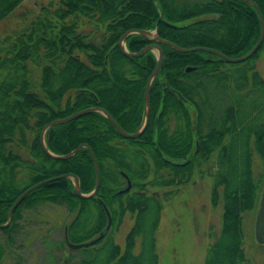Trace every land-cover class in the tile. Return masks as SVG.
I'll use <instances>...</instances> for the list:
<instances>
[{
    "label": "trees",
    "instance_id": "1",
    "mask_svg": "<svg viewBox=\"0 0 264 264\" xmlns=\"http://www.w3.org/2000/svg\"><path fill=\"white\" fill-rule=\"evenodd\" d=\"M251 1L264 22V0ZM21 2L0 0V21ZM57 2L53 10L41 7V14L12 29L0 46V223L16 197L41 180L74 175L81 193L93 188L94 169L86 148L63 160L43 153L39 133L47 122L96 107L127 133L142 125L143 89L156 53L124 56L117 41L125 31L156 30L158 38L179 47H207L229 57L246 54L260 33L255 9L242 0ZM81 20L92 23L91 33L77 30ZM151 42L134 33L123 43L135 52ZM158 46L162 65L149 86L148 121L139 136L121 137L99 112L44 132L46 148L56 155L87 145L99 170L98 188L90 198L77 197L74 180L62 176L31 189L14 210L13 220L21 218L23 208L46 202L65 206L70 217L62 227V240L52 245L79 252L78 259L68 256V264H157L154 232L162 203L148 189L185 183L209 162L214 168L210 200L215 203L221 197L222 212L220 230L212 235L203 264L244 262L241 214L257 203L264 182V170L258 178L252 174L253 154L264 164V83L253 66L264 52V35L257 50L237 63L202 50L180 53ZM36 67L42 97L32 90ZM126 178L128 191L118 193ZM171 194L164 192L163 198ZM98 201L109 212V229L91 245L68 247L96 237L104 227L106 216ZM125 214L132 224L121 248L113 241L112 229ZM6 244L10 248L12 241ZM52 252L49 248L46 257Z\"/></svg>",
    "mask_w": 264,
    "mask_h": 264
},
{
    "label": "rangeland",
    "instance_id": "2",
    "mask_svg": "<svg viewBox=\"0 0 264 264\" xmlns=\"http://www.w3.org/2000/svg\"><path fill=\"white\" fill-rule=\"evenodd\" d=\"M57 0H22L13 12L0 21V46L3 39L11 31L19 28L36 15L41 14V7L53 10ZM23 14V15H22ZM90 22L81 20L77 30L83 34L93 31ZM13 29V30H12ZM95 35V34H94ZM95 40V37H93ZM155 54L156 51L152 50ZM84 60L83 56L80 57ZM246 60V59H245ZM253 66L264 83V52H260ZM40 70L33 68L32 90L42 97L38 88ZM214 169L209 162L202 172L195 170L190 180L185 183L166 188H149L162 203L157 229L154 232L157 264H203L205 249L220 230L222 201L219 197L211 202L210 174ZM264 164L257 155H252V174L258 178ZM264 184V182H263ZM263 184L260 187L263 186ZM172 194L164 199V192ZM259 191V195H260ZM259 199V196H258ZM257 203L250 210L241 214L243 264H264V242L259 244L254 238V220ZM70 215L65 206L60 204L42 203L34 208L21 210L19 236L7 246L0 236V264H68V256L80 258L75 249L53 247L63 237V225ZM132 224V218L125 214L120 225L112 229L113 241L121 248L124 236ZM109 229V228H108ZM54 244V245H52ZM53 250L52 257H46L47 250ZM137 245L135 246L136 251ZM61 262V263H59Z\"/></svg>",
    "mask_w": 264,
    "mask_h": 264
},
{
    "label": "water",
    "instance_id": "3",
    "mask_svg": "<svg viewBox=\"0 0 264 264\" xmlns=\"http://www.w3.org/2000/svg\"><path fill=\"white\" fill-rule=\"evenodd\" d=\"M245 1L247 3H249L250 5L253 6V8L255 9L258 19H259V23H260V33H259V37L256 41V43L251 47V49L244 55L239 56V57H229L226 56L222 53H220L219 51L215 50V49H211V48H207V47H191V48H182L179 47L175 44H173L170 41L167 40H162L160 38L157 37L156 35V30L154 31H148V30H142V29H130L125 31L119 38L117 41V47L119 49V51L126 57L128 58H132V57H138L140 56L144 51L148 50V49H154L156 51V62L155 65L152 69V71L150 72V74L148 75V77L146 78L145 84H144V89H143V101H144V119L142 122V125L139 127V129L133 133H127L125 131H123L119 125L111 118V116L103 109L100 108H96V107H89V108H85V109H81L79 111H76L66 117H62V118H57L54 120H51L49 122H47L42 129L40 130L39 133V143H40V147L41 150L43 151V153L49 157L50 159H55V160H63V159H67L70 158L73 154H75L80 148L84 147L88 150L90 157L92 159V164H93V169H94V175H95V180H94V185L93 188L90 192L84 194L80 192L79 189V182H78V178L74 175H62L63 177H70L74 180V185H73V192L74 194L81 198V199H86V198H90L92 196H94V194L97 191L98 188V184H99V170H98V166H97V162L96 159L92 153V151L90 150V148L85 145V144H79L77 145L74 149H72L71 151L65 153V154H61V155H56L51 153L45 146L44 144V140H43V136H44V132L47 128H49L50 126H53L55 124H61V123H65L68 122L74 118H77L83 114H87L90 112H99L101 113L114 127V129L116 130V132L123 138L126 139H133L136 138L137 136H139L142 131L144 130V128L147 125V121H148V112H149V102H148V91H149V86L150 83L152 81V79L154 78V76L158 73L161 65H162V55H161V49L160 47L156 44V43H161V44H165L169 47H171L173 50H175L176 52H180V53H185V52H192V51H198V50H202V51H206L208 53L214 54L216 56H218L219 59L223 60L224 62L227 63H237V62H241L244 61L245 59L249 58L259 47V45L261 44L263 35H264V22L261 18V13L258 10V7L256 6V4L251 1V0H242ZM165 25L169 26V27H175L173 24L164 22ZM139 34L142 35L144 37H148L150 40H152L155 43L152 44H148L145 45L144 47H142L141 49H139L136 52H129L124 48L123 45V41L124 39L129 35V34ZM192 67H185V71H189ZM162 87L166 88L167 84L165 82L162 83ZM173 92V90H171ZM195 146H197V144L195 143ZM157 152L160 154V152L158 151V149L156 148ZM170 163H172V161H169ZM186 161L182 162V163H177L180 165H183ZM62 176H54V177H50L44 180H41L33 185H31L29 188L25 189L23 192H21L16 199L13 201V203L11 204V206L8 209V221L11 218L12 215V211L15 209V207L20 203V201L22 200V198L31 190V189H35L38 186H40L41 184L48 182L50 180L56 179L58 177H62ZM130 187V181L128 180V178H126V186L119 190L118 193H123L128 191ZM99 204L101 205L105 216H106V223L104 225V227L101 229V231L99 232V234L86 241V242H82V243H77V244H68V247H72V248H79V247H85L88 245H91L93 243H95L100 237H102L106 231L108 230L110 224H111V218L109 215V212L106 208V206L104 205L103 202L98 201ZM5 225H0V227H3ZM254 238L255 241L259 244L264 242V184L261 188L260 191V195H259V199H258V204H257V209H256V214H255V220H254ZM64 239L66 241V236H65V230H64ZM66 261V257H64V259L62 260V263L64 264Z\"/></svg>",
    "mask_w": 264,
    "mask_h": 264
},
{
    "label": "flooded vegetation",
    "instance_id": "4",
    "mask_svg": "<svg viewBox=\"0 0 264 264\" xmlns=\"http://www.w3.org/2000/svg\"><path fill=\"white\" fill-rule=\"evenodd\" d=\"M152 41V40H151ZM154 43L153 41L149 44ZM148 45V44H146ZM136 52V51H135ZM35 184V183H34ZM29 188V187H28ZM11 206V205H10ZM9 206V207H10ZM6 210V218L3 222L0 223V225H5L3 227H0V236L2 238H4V241L7 242L8 240H11L13 242L14 239H16L19 236V228H20V219L15 218L13 220V214H14V210L12 211V215L10 220L8 221V209ZM17 207V206H16ZM15 207V208H16ZM2 229H4V231H1Z\"/></svg>",
    "mask_w": 264,
    "mask_h": 264
},
{
    "label": "bare ground",
    "instance_id": "5",
    "mask_svg": "<svg viewBox=\"0 0 264 264\" xmlns=\"http://www.w3.org/2000/svg\"><path fill=\"white\" fill-rule=\"evenodd\" d=\"M173 25H174V26H179V25H176V24H173ZM148 31H149V30H148ZM152 31H154V30H152ZM152 31H151V32H152ZM133 34H134V33H133ZM147 38H148V37H147ZM123 42H124V41H123ZM154 43H155V42H154ZM156 44L158 45V43H156ZM123 45H124V43H123ZM124 48H125V47H124ZM148 50H154V49H148ZM144 52H145V51H144ZM144 52H143V53H144ZM143 53H142V54H143ZM161 55H162V54H161Z\"/></svg>",
    "mask_w": 264,
    "mask_h": 264
}]
</instances>
